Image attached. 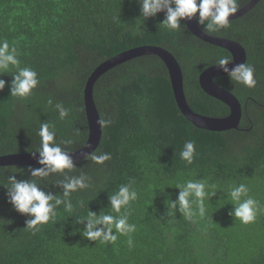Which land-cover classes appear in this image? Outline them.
Instances as JSON below:
<instances>
[{
	"label": "trees",
	"instance_id": "16d2710c",
	"mask_svg": "<svg viewBox=\"0 0 264 264\" xmlns=\"http://www.w3.org/2000/svg\"><path fill=\"white\" fill-rule=\"evenodd\" d=\"M251 1L238 0L239 10ZM164 18L161 12L142 22L139 4L129 0H0V39L18 49L21 67L35 70L40 81L27 99L11 97L7 84L0 91V157L39 155L37 133L45 122L55 124L60 139L73 140L68 153L84 148L89 79L108 60L144 46L163 48L176 58L194 112L229 116V107L208 96L199 79L219 57L231 54L196 38L184 20L180 31L159 28ZM230 23L227 30L206 33L240 43L254 66V88L221 77L224 89L242 104L239 129L210 132L191 124L178 107L166 65L155 56L110 70L95 84L94 101L100 117L113 121L103 129L97 149L111 159L103 165L88 159L74 164L69 175L86 174L92 187L72 193L73 215L61 205L56 223L40 226L35 234L25 229L31 217L8 202V177L31 179L28 169L42 166L0 168V264H264V210L250 224L228 215L235 206L231 189L241 183L264 207V0ZM9 74L0 78L10 83ZM61 102L71 109L63 121L54 108ZM185 141L195 144L191 165L180 159ZM34 179L41 190L62 196L56 183L63 179L60 175ZM188 180L205 183V219L188 220L178 209L167 216L166 199L175 200V186ZM129 182L139 194L128 217L136 225L133 247L126 236L118 235L114 244L83 237L78 229L84 225L75 223L76 216L89 211L117 215L109 208V195ZM150 185L165 192L150 190Z\"/></svg>",
	"mask_w": 264,
	"mask_h": 264
},
{
	"label": "clouds",
	"instance_id": "9594fccd",
	"mask_svg": "<svg viewBox=\"0 0 264 264\" xmlns=\"http://www.w3.org/2000/svg\"><path fill=\"white\" fill-rule=\"evenodd\" d=\"M129 3L139 4L142 22L163 12L165 18L158 27H163L168 31H180L182 29L181 21L185 19H197V24L202 26L204 32L227 30L231 27L229 17L234 16L240 9L238 0H129ZM232 62L231 56H221L215 61V66L222 69L231 84L243 85L246 88L256 87L254 66L249 63H242L230 68L229 65ZM13 69L14 72H12ZM3 74H9L12 79L8 83L0 78V91H3L7 84L11 97L27 99L40 83L38 73L35 70L27 66L21 67L18 49L15 46H10L7 39H0V76ZM221 79V77H213L212 83L223 89L224 85L221 83ZM48 103L52 105L53 101L49 100ZM54 108L58 112L59 120L63 121L69 117L71 109L66 108L62 102L56 103ZM112 123L111 118L103 116L97 121L101 129L110 127ZM37 135L39 136V147L36 152L39 153L38 163L42 167L28 169L31 173V179L17 180L15 176H9L6 186L8 202L13 209L20 214L31 217L26 221L25 229L31 230L33 234L40 231L42 225L49 222L56 223L59 216L58 209H61V205H63L62 211L64 213L73 215L76 205L72 202V193L92 187L90 177L86 174L69 175L76 170L73 160L65 150L67 145L73 143L72 139H60L55 124L48 122L40 124ZM85 147H89V145ZM179 155L181 160L191 165L196 155L194 142L185 141ZM86 159L97 165H103L111 159V155L96 150ZM55 174L63 177V179L56 180V183L63 189L62 196L41 190V184L37 179H34L49 178ZM205 187V183L199 180H188L183 184L178 183L175 186L179 189L177 198L172 200L169 196L165 201L168 208L167 216L171 215L170 210L176 212L178 209L179 213L188 220L193 218L205 219L204 201L205 197L208 196ZM149 189L156 190L159 188L150 185ZM159 190L161 193L165 192V189ZM248 191L246 185L241 183L233 187L230 192L231 200L235 206L228 215L234 220H239L242 224L255 222L258 212L264 210V207L256 199L249 196ZM138 195V192L132 187V182L120 185L117 190L109 195V208L112 213L117 215L108 214L105 211H101L97 215L89 211L85 217L76 216L75 223L84 225L83 229H78V231L89 241H99L103 244H114L118 235L126 236L129 248L133 247L132 234L136 232V225L129 223L128 217L130 205L138 199ZM79 204L82 206L83 201H80Z\"/></svg>",
	"mask_w": 264,
	"mask_h": 264
},
{
	"label": "water",
	"instance_id": "95a60500",
	"mask_svg": "<svg viewBox=\"0 0 264 264\" xmlns=\"http://www.w3.org/2000/svg\"><path fill=\"white\" fill-rule=\"evenodd\" d=\"M260 1L261 0H252L244 8L239 10L234 16H230L229 20L234 21L244 17L249 12H251L259 4ZM184 22L189 31L199 40L228 51L233 58L232 64L229 65L230 68L236 64L247 63L246 50L240 43L229 39L217 38L208 35L199 27L195 19H185ZM145 56H155L161 59L166 65L171 78L172 89L178 107L183 116L191 124H193L198 129L210 132H227L239 129L243 114L241 102L234 94H232L228 90L224 88H218L215 84L212 83L213 77L227 76L222 71V69H220L218 66L208 68L201 74L199 82L202 90L208 96L220 101L221 103L229 107L230 115L224 118L206 117L194 112L188 105L184 91L183 72L176 58L163 48L144 46L129 50L113 57L112 59L102 64L89 79L84 93L86 116L89 125V139L86 145H89V147H84L77 152L68 153L74 164L84 161L88 155L96 151L100 146L102 140L103 129H101L97 124L100 115L94 101L95 84L104 74H106L110 70L124 63ZM39 159L40 157L37 154H16L2 156L0 157V168L11 166L39 167L42 166L38 163Z\"/></svg>",
	"mask_w": 264,
	"mask_h": 264
}]
</instances>
